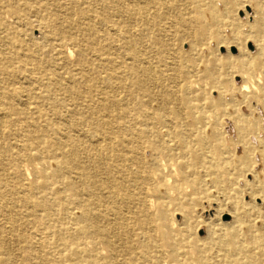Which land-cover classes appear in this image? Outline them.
Listing matches in <instances>:
<instances>
[{"label":"bare ground","instance_id":"1","mask_svg":"<svg viewBox=\"0 0 264 264\" xmlns=\"http://www.w3.org/2000/svg\"><path fill=\"white\" fill-rule=\"evenodd\" d=\"M72 1L71 13L101 26L92 32L91 39L99 51L92 46L85 55L96 62L102 60L101 66L105 64L108 73L103 77L102 71L94 70L92 63L86 65L87 60L78 62V71L66 76L45 69L49 56L64 62L59 55L62 47H67L68 56L72 55L68 45L76 47L80 57L83 55L77 36H61L47 29L49 23L57 31L68 23L59 17L49 18L48 24L41 22L37 28L47 49L37 42L35 50L16 57L20 79L27 85L19 82V87L0 86V264H160L163 260L170 264L174 256L176 264L205 263L204 250L190 246L191 242L172 229L167 217L168 202L144 185L159 179L160 193H167L163 172L170 170L173 152L163 137L176 133L169 129V113L152 109L142 110L139 115L128 113L122 106L127 99L119 93L123 90L122 76L134 69V65L110 64L109 51L117 50L126 41L130 40L128 55L136 54V33L127 29L126 23L144 19L150 9L162 13L166 6L157 0H108L107 5L102 3L81 10L80 6L88 0ZM195 4L199 18L207 20V24H201L200 33H211V37L218 38L217 19L226 3L222 8H216L210 1L198 0ZM172 8L182 10L179 4H173ZM260 14L255 19L257 24L264 18L263 6ZM87 26V29L92 27L91 23ZM207 26L215 31H207ZM249 39L246 37L238 49H243ZM253 40L260 46L264 36ZM8 43L10 46L1 56L2 68L16 62L11 47L15 43L11 39ZM260 50L264 56V47ZM142 62L147 63L144 59ZM4 69L6 74H11ZM85 69L98 72L97 85L91 87L93 94L81 95ZM143 71L149 78H144L141 86L151 98L146 80L155 84V75L148 64ZM102 83L104 86H99ZM48 84L64 86L67 95H74L75 100L65 103L61 111L47 113L43 108L46 98L37 90ZM18 113L27 116L25 128L14 121ZM189 115L191 122L201 120L193 111ZM162 126L166 128L160 133ZM35 155L47 159L50 175H40L31 182L27 180V162ZM159 157L165 161L159 162ZM8 170L21 181L9 184ZM254 196L251 193L250 202ZM233 214L227 243L243 245L240 237L246 235L248 230L244 227L252 220L247 213ZM129 221L134 224L132 229ZM145 224L149 225L148 229ZM206 230L210 236L218 231L213 225ZM250 243L264 247V231L253 235ZM132 245L136 260L126 257L129 261H119L120 256L130 253ZM14 248L19 256L17 260L11 257Z\"/></svg>","mask_w":264,"mask_h":264},{"label":"rangeland","instance_id":"2","mask_svg":"<svg viewBox=\"0 0 264 264\" xmlns=\"http://www.w3.org/2000/svg\"><path fill=\"white\" fill-rule=\"evenodd\" d=\"M157 1L168 9L165 7L159 14L150 9L144 19L126 23L127 29L136 33V54L128 55L130 40L117 50L109 51L111 65H134V69L122 76L123 90L119 93L127 99L122 104L126 111L138 115L142 110L150 109L167 112L169 129L176 132L163 137L173 152L169 159L170 170L163 172L168 194L160 193L159 179L144 185L154 190L156 197L168 202L167 217L172 229L191 242L190 246L197 245L204 250L206 262L203 264H264V247L250 243L253 235L264 231V225H260V222L264 223V56L260 50L264 40L260 46L253 40L264 36V18L260 24L255 21L261 15L264 0H203L205 3L210 1L216 8H222L226 3L223 14L217 19L219 35L216 39L211 33H200L201 24H207V20L197 14L195 3L198 0ZM102 3L107 5L108 0H88L80 9L99 7ZM173 4H179L182 10L173 9ZM72 5V0H0V86L25 84L20 79L17 58L35 50L37 42L48 48L37 28L41 22L48 24V19L54 17L68 23L58 31L53 23H49L47 29L61 36H77L84 51L80 57L77 48L68 45L72 52L68 56L67 47H62L59 55L64 62L49 56L45 69L66 76L78 71V62L87 60L86 65L92 63L94 70L102 71L103 77L108 73L105 64L101 66L102 60L96 62L85 55L92 46L94 50L99 49L91 39L92 32L100 30L101 26L71 13ZM88 23H91V29H87ZM206 30L215 31L210 26ZM246 37L250 39L239 50L238 45ZM10 39L15 43L11 47L16 62L5 64L4 68L11 73L8 75L2 68L1 56L10 46ZM143 59L147 63L142 62ZM147 64L155 75V84L146 80L151 98L141 86L142 80L149 78L143 71ZM96 71H83L81 95L94 93ZM37 91L45 96L43 108L49 114L63 110L65 103L75 100L74 95H67L64 86L48 84ZM191 111L201 120L191 122ZM14 121L25 128L27 116L18 113ZM165 128L162 126L160 133ZM146 155L149 157L148 152ZM158 160L165 161L162 157ZM47 165L44 156L31 157L27 162V180L32 182L40 175H50ZM6 181L17 184L21 180L8 170ZM134 184L135 179L131 181V185ZM251 193L256 194L252 197L253 202L249 200ZM236 211L247 213L252 221L244 227L248 230L246 235L240 237L243 245L231 246L227 243V232L233 226V212ZM254 220L256 222L252 223ZM128 223L132 229L133 222ZM209 225L218 230L213 236L207 233ZM144 227L148 229L149 225ZM129 252L125 257L120 256L119 261H129L127 258L135 261L133 245ZM11 257L19 258L15 248ZM171 259L170 264H176L177 257ZM160 264L169 263L163 260Z\"/></svg>","mask_w":264,"mask_h":264},{"label":"water","instance_id":"3","mask_svg":"<svg viewBox=\"0 0 264 264\" xmlns=\"http://www.w3.org/2000/svg\"><path fill=\"white\" fill-rule=\"evenodd\" d=\"M226 217V216H225Z\"/></svg>","mask_w":264,"mask_h":264}]
</instances>
